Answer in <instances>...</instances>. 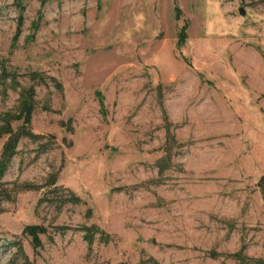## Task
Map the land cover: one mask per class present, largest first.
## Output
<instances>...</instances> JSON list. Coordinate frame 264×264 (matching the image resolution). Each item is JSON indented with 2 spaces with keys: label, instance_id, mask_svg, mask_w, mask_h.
<instances>
[{
  "label": "rangeland",
  "instance_id": "rangeland-1",
  "mask_svg": "<svg viewBox=\"0 0 264 264\" xmlns=\"http://www.w3.org/2000/svg\"><path fill=\"white\" fill-rule=\"evenodd\" d=\"M10 138L0 264H261L264 0H0Z\"/></svg>",
  "mask_w": 264,
  "mask_h": 264
},
{
  "label": "trees",
  "instance_id": "trees-1",
  "mask_svg": "<svg viewBox=\"0 0 264 264\" xmlns=\"http://www.w3.org/2000/svg\"><path fill=\"white\" fill-rule=\"evenodd\" d=\"M24 118L26 120L29 119V115L28 116L25 115ZM14 141H15V139H13V138H10L8 140V142L6 143L7 145L5 147L4 154H3L4 156L2 155V157L0 158V177H1L2 173L4 172V169L7 167L9 157L12 154V152H11L12 150H9V149H12L11 147L14 146ZM261 264H264V261H262Z\"/></svg>",
  "mask_w": 264,
  "mask_h": 264
},
{
  "label": "water",
  "instance_id": "water-1",
  "mask_svg": "<svg viewBox=\"0 0 264 264\" xmlns=\"http://www.w3.org/2000/svg\"><path fill=\"white\" fill-rule=\"evenodd\" d=\"M241 12L244 14L245 13V11L243 10V9H241Z\"/></svg>",
  "mask_w": 264,
  "mask_h": 264
}]
</instances>
